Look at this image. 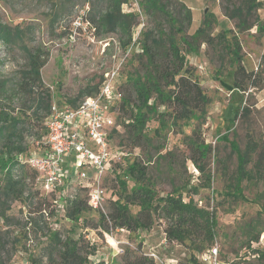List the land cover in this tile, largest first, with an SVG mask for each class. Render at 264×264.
I'll return each mask as SVG.
<instances>
[{"label": "rangeland", "instance_id": "rangeland-1", "mask_svg": "<svg viewBox=\"0 0 264 264\" xmlns=\"http://www.w3.org/2000/svg\"><path fill=\"white\" fill-rule=\"evenodd\" d=\"M157 1L177 21L181 33L171 31L163 14L147 12L141 0H127L120 6L121 13L134 15L136 26L131 31V43L123 47V35L117 31L108 34L98 28L99 17L109 6L108 0H0V24L21 35L16 45L0 41V80L6 82L8 89L0 99V109L23 121L17 131L25 149L18 159L24 164L29 156L40 155L39 143L45 135L47 118L33 96L14 95L15 85L28 65L22 45L41 55L44 65L40 76L51 108L63 110L71 108L69 101L78 105L90 97L87 91L100 87L106 73L111 72L115 73L113 85L121 97L134 101L132 79L143 75L144 58L137 57L141 53L140 45L145 42L146 33L161 28L178 42L185 57L184 75L199 85L208 100L195 112V117L183 120L173 119L177 110L173 105L157 107V114L151 115L146 125L150 143L141 150L131 148L123 128L117 126L121 121V114L116 118L119 102L108 104L112 105L108 111L111 110L115 122V133L112 130L108 139L109 149L119 161L114 159L117 163L114 162L102 183L107 196L103 211L88 207L77 220H72L67 216L70 203L65 195L58 198L47 194L37 178L34 182L27 180V192L23 196L29 195L26 203L8 202L7 218L5 221L0 218V264H44L54 244L50 237L55 233L62 240L82 238L88 244L86 258L91 264H112L126 250L145 256L153 254L149 258L156 264H203L202 255L214 248L218 264H264V171L254 181H242L240 187L246 201L235 199L231 184L236 175L237 156L221 140L227 135L240 151L248 143H256L258 148L246 169L253 171L258 160L264 168V78L258 88H247L246 92L231 88L237 68L233 55L236 43L245 71L263 77L264 31L253 24L264 25V3L260 9L250 11V0ZM182 7L189 10L190 22ZM236 9L241 10L240 16L234 13ZM204 22L209 23V29L192 42L194 50L189 51L180 38L191 42L190 37ZM163 51L167 52L165 44ZM192 142L210 145L205 158L192 154ZM148 159L150 162L145 164ZM134 161L147 165L149 188L158 197L177 191L184 201L192 198L197 207L213 214L216 224L212 244L200 243L204 247L192 252L184 245L169 243L163 233L164 221L154 216L149 228L137 232L111 225L106 230L109 232H104L100 214L109 213L110 202L118 195L116 175ZM208 179L210 185L206 187ZM127 183L129 187L132 185L130 181ZM67 185L66 179L65 190L76 189L70 191L74 197L70 201L75 198L87 201V193L79 189L81 184ZM41 204L43 214L31 213ZM136 212L137 207H131L130 213ZM257 233V240H252L251 236Z\"/></svg>", "mask_w": 264, "mask_h": 264}, {"label": "trees", "instance_id": "trees-1", "mask_svg": "<svg viewBox=\"0 0 264 264\" xmlns=\"http://www.w3.org/2000/svg\"><path fill=\"white\" fill-rule=\"evenodd\" d=\"M109 6L103 15H100V27L106 33H115L116 31L125 37L122 42L126 47L132 40V28L136 26L135 17L132 14H122L120 6L127 0H108ZM143 8L147 12H159L163 14L170 24L171 31L181 33L180 28L176 27L177 21L171 17L165 6L161 5L157 0H141ZM262 6L257 0H250L248 9L256 11ZM190 22L189 10L182 7ZM234 13L241 15V10L236 9ZM132 19V20H131ZM205 26V27H204ZM260 31H264V25L253 24ZM210 27L209 23L204 22L191 37L189 42L183 37L180 38L181 43L187 47L189 51H193V43L200 36H203L205 30ZM21 39V35L6 26L0 24V41L4 44L16 45ZM164 44L167 46L165 53ZM233 49V55L237 68L233 75V85L231 88L246 92L247 88H258L262 79L260 73H247L241 65V59L238 55L239 47L236 43ZM27 59V70L22 73L20 82L15 85L14 95L23 94L33 96V100L38 108L45 110L44 118L50 114L51 105L50 97L45 89L40 76V70L44 62L40 59V54L28 50L24 45L20 46ZM140 54L138 59L144 58L142 61L143 75L136 76L132 79L134 101L129 98L121 97L117 108L119 119L121 120L117 126L123 128L126 140L131 148L142 149L144 144H149L150 139L147 136V123L151 121V115L157 114V107L167 106L175 110L173 119L183 120L195 117V112L200 110L207 104V98L202 94L199 85L189 81V77L184 75L185 57L179 50V44L173 35H167L163 29L158 28L155 32L145 34V42L140 45ZM264 60V54L262 56ZM100 85V84H99ZM98 86L87 91V96H94L99 91ZM6 82L0 80V99L7 94ZM152 100V103L149 101ZM71 108L76 107L74 101H69ZM22 119L4 113L0 109V218L5 221L6 204L8 202L20 201L26 203L29 195L27 192L26 181L34 182L37 173L30 169L26 164L20 162L19 155L25 152L22 147L23 139L17 131L22 124ZM163 124V123H162ZM115 130V129H114ZM112 131V134L115 131ZM226 142L231 151L237 156L236 175L232 180V195L235 199L246 201L241 191L242 181H254L261 177L264 168L261 161L255 162L254 170H247L246 166L252 162V155L255 153L258 145L256 143H248L244 151H240L234 140H228L227 135L221 137ZM192 154H198L199 158H205L210 151V145L204 143L190 144ZM194 154V155H195ZM191 159V158H190ZM150 160H146L145 164ZM192 162L195 159L192 157ZM147 165H142L139 161H134L127 165L124 172L116 175L115 181L118 188L116 199L110 202L109 213L107 215L100 214V222L106 231L109 225L112 228L126 230L128 232H137L140 229H146L151 226L153 216L164 221L166 227L164 235L169 243H177L184 245L192 252H199L201 244H212L214 241L215 218L213 214L206 209L197 207L192 198L184 201L182 195L177 191L158 197L154 191L149 188L147 182ZM127 178L128 180H125ZM127 181L131 182L128 186ZM205 186L209 187V179L205 181ZM87 193V189L79 188ZM78 190V189H77ZM195 191V189H192ZM38 193L35 192V195ZM112 199V198H111ZM54 202V201H53ZM70 207L67 212L68 218L77 220L79 216L88 210L86 200L80 201L77 198L68 201ZM131 207H137L135 215L130 213ZM45 212L42 204L37 211L31 213L43 214ZM259 233L251 236L252 240H257ZM53 244L52 250L46 257L44 264H91L87 260L89 254L88 244L80 237L73 239L65 237L63 240L55 233L51 235ZM201 243V244H200ZM191 257H193L191 255ZM97 264H104L99 262ZM112 264H156L151 258L140 254L137 251L126 250L119 260Z\"/></svg>", "mask_w": 264, "mask_h": 264}, {"label": "built area", "instance_id": "built-area-1", "mask_svg": "<svg viewBox=\"0 0 264 264\" xmlns=\"http://www.w3.org/2000/svg\"><path fill=\"white\" fill-rule=\"evenodd\" d=\"M257 2L262 4L264 0ZM135 40L133 37V43ZM114 75V72L106 73L98 93L86 97L76 107L63 110L52 107L45 122V135L39 143L40 155H31L25 160V164L37 173L41 188L58 198L61 195L69 201L74 198L70 191L76 192V189L68 191L64 188L66 179L69 182L67 186L74 181L71 175L75 179H84L87 184L80 188L87 189V205L95 211H103L107 196L102 183L112 165L117 163L114 159L119 161L111 154L108 142L115 128L112 112L108 111L112 105L108 104L121 99L113 85ZM71 157L76 159L75 163L65 169L64 164ZM84 169H91L92 176H88ZM216 255L217 249L208 250L201 261L203 264H218ZM146 256L153 257V254Z\"/></svg>", "mask_w": 264, "mask_h": 264}, {"label": "crops", "instance_id": "crops-1", "mask_svg": "<svg viewBox=\"0 0 264 264\" xmlns=\"http://www.w3.org/2000/svg\"><path fill=\"white\" fill-rule=\"evenodd\" d=\"M75 160L76 159L74 157L68 158L64 164V168L69 169L68 167H71L72 165H74ZM84 171L87 173L88 176H92L93 171L91 169H89V170L84 169ZM73 180H74V182H72V184L73 183H77L78 185L81 184L80 186L87 184L84 179H73Z\"/></svg>", "mask_w": 264, "mask_h": 264}, {"label": "bare ground", "instance_id": "bare-ground-1", "mask_svg": "<svg viewBox=\"0 0 264 264\" xmlns=\"http://www.w3.org/2000/svg\"><path fill=\"white\" fill-rule=\"evenodd\" d=\"M112 240V239H111ZM113 241V243H114V245H115V242H114V240H112Z\"/></svg>", "mask_w": 264, "mask_h": 264}]
</instances>
